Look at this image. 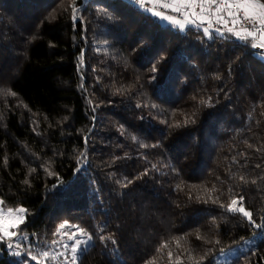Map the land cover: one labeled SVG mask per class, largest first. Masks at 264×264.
<instances>
[{
    "label": "trees",
    "instance_id": "1",
    "mask_svg": "<svg viewBox=\"0 0 264 264\" xmlns=\"http://www.w3.org/2000/svg\"><path fill=\"white\" fill-rule=\"evenodd\" d=\"M70 4L0 0V201L27 210L20 232L85 229L77 264H264V229L221 206L264 218V52L132 0H77L76 21ZM25 260L0 243V264Z\"/></svg>",
    "mask_w": 264,
    "mask_h": 264
},
{
    "label": "snow or ice",
    "instance_id": "2",
    "mask_svg": "<svg viewBox=\"0 0 264 264\" xmlns=\"http://www.w3.org/2000/svg\"><path fill=\"white\" fill-rule=\"evenodd\" d=\"M77 0H71L69 7L71 8V18L73 21L78 19L79 9L76 7ZM138 6L145 12L150 13L154 17L171 23L173 26H178L183 30L187 24H196L197 27L202 25H207L203 28V32L206 36L210 35V30L214 28L215 25H220L221 28L225 29L227 32L235 35L237 39L242 41H247L251 44L253 48H264V0H136ZM151 5V6H149ZM235 9V11H233ZM67 11V9H65ZM50 15H52L50 13ZM53 18H55L53 16ZM247 22V26L238 27V25L243 22ZM221 28H216V31H221ZM259 39V43H257ZM152 71H156L153 67ZM10 95H15V93H7ZM188 121H185L187 123ZM179 127V123L176 124ZM251 147V145H248ZM260 167V165H256ZM49 175H54V173L49 172ZM239 179L245 183L248 181L244 176L239 177ZM27 183V181H25ZM131 183V180L128 181ZM251 183H256L252 180ZM127 186V185H122ZM177 187H180L179 185ZM217 188L215 185L211 189H204L203 193H207V200H212L213 203L218 202V198L214 199L212 193L216 192ZM203 193L197 196V199L203 198ZM205 200V202H207ZM3 202L0 201V205ZM225 207L228 212L238 213L247 219L250 226L264 229V218H262L261 223H256L253 218V212L248 210L244 206V197H231L230 203L226 205H221ZM27 210L23 207L19 208H7L6 212L3 207H0V243H6L8 248H13V242L18 236L22 239H27L26 235H22L20 232V225L24 223L25 214ZM214 222V221H213ZM68 222H62L57 227L56 231L53 233L54 236L60 234H67L66 231L62 233V230H66ZM76 228V232L72 235H68V239L72 241L71 244L63 243L62 241L53 240V244L62 243L65 252H56L45 250L38 254H33L28 252V259L36 261L37 264H41V260H57L59 257H70L66 264H77L79 259V254L81 251L85 250L87 245L92 240V235L89 234L85 229L79 228L78 226H71ZM80 236L87 237L86 240L80 239ZM106 239L105 236L101 235L100 240L103 242ZM107 239H110L108 237ZM176 240L177 246L180 247V240L183 237L173 238ZM197 239H203L199 234H197ZM21 247L20 243H15V248L19 249ZM167 244L161 246V251L166 248ZM187 251V249H185ZM14 255L19 256L20 252H14ZM169 257L172 254L169 252ZM189 259L196 260L190 253ZM203 256L199 257L202 261ZM179 260V257H177ZM25 264L28 261L25 260ZM65 264V262H61Z\"/></svg>",
    "mask_w": 264,
    "mask_h": 264
},
{
    "label": "rangeland",
    "instance_id": "3",
    "mask_svg": "<svg viewBox=\"0 0 264 264\" xmlns=\"http://www.w3.org/2000/svg\"><path fill=\"white\" fill-rule=\"evenodd\" d=\"M233 11H235V9H233ZM157 19L162 24H171V23L164 21V20H161L159 18H157ZM231 35H233V34H231ZM233 36L236 37L235 35H233ZM79 189H80V187H79ZM79 189H73L69 194H71V196H74L77 198L76 195L78 194ZM79 202L82 203L83 202L82 199H79ZM0 207H3V205H0ZM3 208L6 212L7 208L6 207H3ZM16 208H19V207H16ZM73 225H75V224H71L68 222V226L66 227V230H62V233L64 231H66L67 234L56 235L54 237V239H52L51 241H46V242L37 241L36 239L30 238V236L28 234L24 233L22 235H26L28 238L25 240V239H22L21 236H18L16 238V240L13 242L14 246H13V248H11V250H13V252L19 251L20 254L24 253L27 256V258H28V252H31L33 254H38L39 252L45 251V250L51 251L53 253L65 252L66 250L63 248L62 243L53 244L52 241L56 240V241H62L63 243L71 244L72 241L68 239V235H72L73 233L76 232V228L71 227ZM75 226H77V225H75ZM79 238L84 239V240L87 239V237H84V236H80ZM17 242L21 244V247L19 249L15 248V243H17ZM251 243L252 242H248V243L242 245L241 249L248 247ZM235 252H236V249L230 250L229 252L221 253L220 255H218V260H222L224 262H227L230 255L234 254ZM67 260H70V257H59L55 261H53V260H41V264H61V262H65V264H66ZM34 262L37 263L36 261H34Z\"/></svg>",
    "mask_w": 264,
    "mask_h": 264
},
{
    "label": "built area",
    "instance_id": "4",
    "mask_svg": "<svg viewBox=\"0 0 264 264\" xmlns=\"http://www.w3.org/2000/svg\"><path fill=\"white\" fill-rule=\"evenodd\" d=\"M135 4H137V2H136V0H132ZM146 3H147V1H145ZM138 5V4H137ZM149 6H151V5H149ZM245 26H247V22L245 21V22H243L242 24H240V25H238V27H245ZM216 28H221V26L220 25H215L214 26V30L216 29ZM218 32V31H217ZM218 33H229V32H227L225 29H223V28H221V31H219ZM257 43H259V39H257ZM263 52H264V48H260ZM238 198V197H237Z\"/></svg>",
    "mask_w": 264,
    "mask_h": 264
},
{
    "label": "crops",
    "instance_id": "5",
    "mask_svg": "<svg viewBox=\"0 0 264 264\" xmlns=\"http://www.w3.org/2000/svg\"><path fill=\"white\" fill-rule=\"evenodd\" d=\"M145 1H147V0H145Z\"/></svg>",
    "mask_w": 264,
    "mask_h": 264
}]
</instances>
